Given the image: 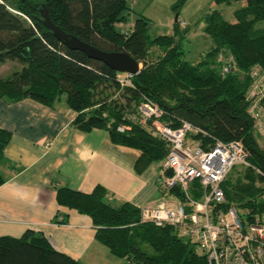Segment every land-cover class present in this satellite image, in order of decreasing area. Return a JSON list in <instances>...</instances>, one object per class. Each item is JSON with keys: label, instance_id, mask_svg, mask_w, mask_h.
Returning a JSON list of instances; mask_svg holds the SVG:
<instances>
[{"label": "trees", "instance_id": "1", "mask_svg": "<svg viewBox=\"0 0 264 264\" xmlns=\"http://www.w3.org/2000/svg\"><path fill=\"white\" fill-rule=\"evenodd\" d=\"M130 0H0V67L14 63L10 73L0 75V100L33 99L53 107L65 98L76 114L74 125L89 132L105 129L111 141L141 152L137 173L151 164L164 163L171 144L145 120L140 108L152 102L163 111L160 123L177 129L183 123L194 130L188 140L205 149L218 141L240 143L249 165L235 177L231 171L222 188L227 206H234L245 223L264 216V138L250 112L264 109V97L249 96L264 75V0H213L214 3L246 2L235 11V21L219 10L204 17L205 32L215 47L197 64L186 59L184 41L191 29H181L179 16L174 35L152 39L150 20L141 15L130 28ZM188 0H179V10ZM64 32L106 52H126L142 65L130 84L127 75L100 61L71 50L44 24L41 9ZM20 64V65H19ZM20 66V67H19ZM225 67H230L228 73ZM257 71L255 79L252 72ZM123 129V131L120 130ZM12 134L0 129V159ZM4 183L0 172V186ZM164 189V188H162ZM60 206L89 216L96 240L118 258L135 264H209L197 243L179 235L175 226L157 227L142 220V209L130 203L116 208L108 190L97 185L90 193L67 187L56 190ZM184 203L180 190L171 189ZM199 246V245H198ZM0 264H82L57 251L48 238L32 230L19 237L0 236Z\"/></svg>", "mask_w": 264, "mask_h": 264}, {"label": "crops", "instance_id": "2", "mask_svg": "<svg viewBox=\"0 0 264 264\" xmlns=\"http://www.w3.org/2000/svg\"><path fill=\"white\" fill-rule=\"evenodd\" d=\"M14 66H1L0 75ZM75 117L64 102L49 107L29 98L0 100V129L12 134L0 159V236L19 237L32 230L81 263L130 264L96 240L89 216L60 206L56 190L90 193L103 185L113 207L130 203L154 208L175 197L170 189H162L167 177L163 162L137 173L140 151L114 144L105 129H77ZM258 132L264 138V129Z\"/></svg>", "mask_w": 264, "mask_h": 264}, {"label": "built area", "instance_id": "3", "mask_svg": "<svg viewBox=\"0 0 264 264\" xmlns=\"http://www.w3.org/2000/svg\"><path fill=\"white\" fill-rule=\"evenodd\" d=\"M185 24V22H183ZM230 67H225L228 73ZM121 80L130 84L134 75L126 74ZM257 79V71L252 72ZM254 83L249 96L264 97V75ZM145 120L156 118L154 126L158 133L171 144V151L164 163L172 176L166 177L164 189H179L184 203L170 205L166 202L154 208L142 209V220L157 227L175 226L179 235L195 241L206 256L209 264H264V216L256 223H245L234 206H227L222 188L223 181L238 165H249L247 153L238 142L218 141L205 149L188 140L194 130L185 122L173 129L160 121L163 111L147 102L140 108ZM259 130L264 129V109H250ZM123 131L122 128H120Z\"/></svg>", "mask_w": 264, "mask_h": 264}, {"label": "rangeland", "instance_id": "4", "mask_svg": "<svg viewBox=\"0 0 264 264\" xmlns=\"http://www.w3.org/2000/svg\"><path fill=\"white\" fill-rule=\"evenodd\" d=\"M178 2L179 0H130L129 21L128 23L118 24L117 28L121 30L130 28L134 25L137 18L143 15L150 20L148 27L149 35L152 39H155L159 36L174 35V25L177 21L176 18L179 16V20L182 22L181 29H191L190 34L184 41L186 59L197 64L215 47L212 38L205 32L206 22L204 17L207 13L212 10H219L226 20L234 22L235 11L246 6V2L244 1L218 5L213 0H188L176 11L174 7ZM258 28H264V22L260 23ZM62 102L66 103L65 98L62 99ZM241 168L242 165H238L231 176L235 177L237 171H240ZM169 202L168 204H173V206L178 203L175 197H170ZM193 243L196 242L193 241ZM197 250L199 253H202V249L198 245ZM102 263L110 264L107 260H102ZM122 263L129 264L124 261Z\"/></svg>", "mask_w": 264, "mask_h": 264}, {"label": "water", "instance_id": "5", "mask_svg": "<svg viewBox=\"0 0 264 264\" xmlns=\"http://www.w3.org/2000/svg\"><path fill=\"white\" fill-rule=\"evenodd\" d=\"M44 24L53 31L57 39L63 42L71 50H78L86 54L90 59L103 62L112 70L122 73L137 75L141 70V64L126 52H106L102 51L78 37L64 32L50 18L47 8L41 9Z\"/></svg>", "mask_w": 264, "mask_h": 264}]
</instances>
